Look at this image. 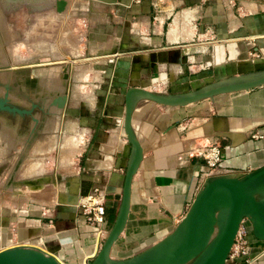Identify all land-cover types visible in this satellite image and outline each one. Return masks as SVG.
Masks as SVG:
<instances>
[{
    "label": "crops",
    "instance_id": "1",
    "mask_svg": "<svg viewBox=\"0 0 264 264\" xmlns=\"http://www.w3.org/2000/svg\"><path fill=\"white\" fill-rule=\"evenodd\" d=\"M105 2L108 12L124 18L118 28L126 42L137 24L139 35H153V48L119 53L115 57L126 58L103 67L96 103L73 110L77 138L72 171L51 180L55 189L50 198L15 206L10 222L0 225V251L34 249L60 264L94 259L116 217L131 157L123 130L129 87L180 95L264 71V0ZM179 6L186 13L172 21L164 37L165 19ZM88 95L85 103L92 105L95 96ZM131 128L142 158L131 180L124 227L109 250L108 260L114 263L169 236L211 176L243 177L264 169V84L174 107L134 96ZM208 143L220 148L221 161L213 173L196 150ZM45 144L38 152H47ZM94 188L104 198L105 222L99 231L77 209L78 200ZM242 224L248 248L234 264H264V235L256 232L251 217Z\"/></svg>",
    "mask_w": 264,
    "mask_h": 264
},
{
    "label": "rangeland",
    "instance_id": "2",
    "mask_svg": "<svg viewBox=\"0 0 264 264\" xmlns=\"http://www.w3.org/2000/svg\"><path fill=\"white\" fill-rule=\"evenodd\" d=\"M68 1V10L60 14L55 0H0V98L4 105L28 111L0 109L1 227L16 205L50 198L55 189L51 180L72 171L77 138L73 110L96 103L103 67L126 58L116 55L153 48V35H139L137 24L126 42L118 28L124 18L108 12L105 0ZM180 8L165 19L164 37L172 21L186 13ZM65 93L63 112L51 108L59 107ZM89 93L95 96L92 105L85 103ZM42 144L54 145L53 151L44 147L46 153L38 152Z\"/></svg>",
    "mask_w": 264,
    "mask_h": 264
},
{
    "label": "water",
    "instance_id": "3",
    "mask_svg": "<svg viewBox=\"0 0 264 264\" xmlns=\"http://www.w3.org/2000/svg\"><path fill=\"white\" fill-rule=\"evenodd\" d=\"M67 0H55V11L62 13ZM153 53V52H152ZM264 84V71L255 76L209 85L180 95L131 86L124 93L123 130L132 152L126 168L116 217L101 248L89 264H225L229 250L244 217H251L257 233L264 235V169L243 177L213 175L202 186L177 228L143 253L123 262H109V250L122 231L130 202L131 180L142 158V149L131 128L134 96L164 106H184L219 94L248 90ZM59 107L65 105L60 97ZM0 109L26 113L5 104ZM0 264H60L50 256L29 249L11 247L0 251Z\"/></svg>",
    "mask_w": 264,
    "mask_h": 264
},
{
    "label": "built area",
    "instance_id": "4",
    "mask_svg": "<svg viewBox=\"0 0 264 264\" xmlns=\"http://www.w3.org/2000/svg\"><path fill=\"white\" fill-rule=\"evenodd\" d=\"M197 154L200 156L210 173L218 168L221 161L220 148L217 143H208L196 147ZM104 198L98 188L92 189L90 193L82 196L77 202V209L83 215L84 222L91 225L95 231L103 228L105 222V208ZM248 248V241L246 239V230L241 223L234 242L229 250L225 264H234L235 259Z\"/></svg>",
    "mask_w": 264,
    "mask_h": 264
},
{
    "label": "bare ground",
    "instance_id": "5",
    "mask_svg": "<svg viewBox=\"0 0 264 264\" xmlns=\"http://www.w3.org/2000/svg\"><path fill=\"white\" fill-rule=\"evenodd\" d=\"M70 6V3H69V1L67 0V6H66V9L64 10V12H62V13H60V14H65L66 13V11L68 10V7ZM64 77H66V78H69L68 76H64ZM68 89V88H67ZM65 95H67V93H65L63 96H65ZM62 97V96H61ZM51 108H56L57 109V111L59 110V111H61V112H63V107H56V106H51ZM58 117V116H57ZM59 119V118H58ZM56 125V124H55ZM56 141L55 139H51V141ZM41 143H43V142H41ZM47 144V143H46ZM48 144H50V141L48 142ZM47 146V145H46ZM52 146H54V145H51V146H49V147H47V148H51V150L53 151V149H52ZM44 149V148H43ZM46 151V150H45ZM46 153V152H45Z\"/></svg>",
    "mask_w": 264,
    "mask_h": 264
}]
</instances>
